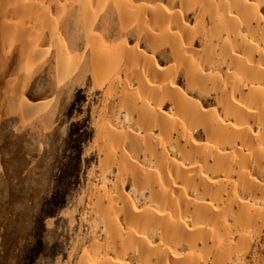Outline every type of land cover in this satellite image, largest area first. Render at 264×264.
<instances>
[{"label":"bare ground","instance_id":"1","mask_svg":"<svg viewBox=\"0 0 264 264\" xmlns=\"http://www.w3.org/2000/svg\"><path fill=\"white\" fill-rule=\"evenodd\" d=\"M70 1L78 6L76 35L83 24L80 38L92 48V73L110 92L122 88L119 100L137 115L120 127L98 126L101 175L107 180L114 174L115 181L112 189L107 182L92 186L80 200L88 236L74 245L71 263L230 264L249 252L264 227V0H167V6L140 7L124 0L122 8L117 0ZM192 12L198 15L194 26ZM61 14L55 0H0L1 110L20 88L21 115L28 121L38 113L39 106L23 98L28 86L21 77L30 65L49 60L45 42L55 49L57 71L73 58L53 30ZM104 14L105 21L111 14L114 31L110 21L104 24L108 33L100 28ZM28 16L31 29L24 24ZM96 23L106 38L124 40L115 53L106 47V33L93 38ZM131 36L146 42L153 56L131 49ZM112 58L128 69L125 79L110 75ZM2 133L0 127V148L9 143ZM84 242L90 251L81 254Z\"/></svg>","mask_w":264,"mask_h":264},{"label":"rangeland","instance_id":"2","mask_svg":"<svg viewBox=\"0 0 264 264\" xmlns=\"http://www.w3.org/2000/svg\"><path fill=\"white\" fill-rule=\"evenodd\" d=\"M69 1L55 0L62 14L58 17L60 21L57 22L58 28L54 27L55 29L53 30L57 31L56 35L60 39L61 45L67 46L69 52H72L71 57L73 56V58L68 57L67 59H70L67 61L64 59L65 62L63 61L62 67L65 69L61 68L57 71V68H55L56 60L53 57L55 52H51L53 48H50V43L46 40L47 42L42 48L47 53L49 52V60L47 58L46 63L30 65V70L27 71V74L25 72L23 74L24 78L20 75L21 80L26 82L28 90L30 89L29 91L24 90L26 95L23 98L27 99L26 101L33 102L36 106L38 105V113L28 121L21 115L19 102L17 101H21L20 98L22 97L18 93L22 91L20 88H17L16 94L15 92L12 93V96L15 94V98L11 97V94L9 95L8 100L12 98L15 101L9 100L6 105L8 108L5 107L4 110H1L2 107L0 106V113L3 114V116L0 115L2 134L9 135V143L5 147L2 146L0 148V195L6 200V202L3 201L5 204L2 203V205V199L0 198V209L2 211H0V218L4 217L0 221V227L2 226L0 228V264H72L70 257L74 245L77 241L83 240L82 238L88 236V226H82L81 224L80 218L83 213L81 209L83 211L84 207H81L80 200L89 193L92 186L100 188L106 185L107 182V188L112 189L115 181L114 174L109 176L107 180L106 178L103 179L101 175L102 168L99 166H101L100 162L104 156L100 152L101 147L104 145L98 137V126L104 123H111L114 124L113 126L117 125V127H120L124 123L125 125L126 123H134L137 118V115L135 114V117L120 101L123 89L120 88L121 91H118L119 89L115 90L117 93L119 92L118 94L115 91L110 92L108 84L104 82L105 80H98V76H95L94 72L92 73V62H90L92 59V54L90 55L92 48L91 46L88 47L87 43H84L85 40L82 37L80 38L81 35H84L82 33L85 32L83 29L80 31L84 27L82 26L83 24L80 30H77L81 34L76 35L78 26L74 21L78 18V6L76 3ZM132 1L136 2L139 7L150 3V5L155 4L156 6H162L161 4L168 5L167 0ZM26 2L28 3V0ZM68 2L71 4H67ZM117 3L119 8L123 6L124 0H117ZM66 4L69 11L64 10L67 8ZM71 7H74V9ZM105 14L98 18L97 22L99 21V24L100 19L102 17L105 18ZM110 15H106L107 21L102 18L103 24L102 26L100 24V28H107L108 26L105 27L104 24L108 21H110L108 22L109 24L112 23L113 27H115V22L109 18ZM196 15L194 12L189 14V22L193 26L198 19V15ZM27 19V21H24L25 27L31 29L29 26L31 22L30 16ZM91 24H87V27ZM99 24L96 23L93 26L94 34V31L91 30V32L93 31V38L96 35L98 36V34H105L106 32H103L105 30L108 33L107 29L102 31L99 28ZM150 25L154 26L151 22ZM113 27L110 24L108 29L114 31L116 28L113 30ZM154 30L158 32V26ZM107 33L104 35V39L108 35ZM114 37L117 39V36L113 34L112 38L110 36L106 38L107 40L105 39L106 42L104 41L107 45L106 47L110 45L113 50L115 49L113 53L117 51L116 47L119 49V45L122 41L124 42V40L119 38L118 40L121 41L115 40L114 42ZM73 38L74 40H72ZM104 39L99 38L98 43ZM110 39L113 42H110ZM75 41L79 43L77 42L78 44H76ZM84 44L88 47L86 48L88 53ZM127 45L131 49L136 47L135 50H139L140 54L147 57L153 56L146 42H142L139 45L136 38L132 36ZM110 46L107 49H110ZM49 48L50 50H48ZM81 50L83 51L81 52ZM74 51L78 53L79 59ZM107 52L109 51L107 50ZM84 54L89 55L83 57ZM110 55L112 57L111 53ZM110 55H108V58H111ZM114 55L113 58L117 62ZM113 58L110 60L111 63L112 61L115 62ZM116 62L112 63V67L110 66L111 63L108 62V64L110 63L108 71L113 70L110 72L112 74H109L116 75V72H118L120 74L117 75L125 79L128 69L124 68L125 65L123 66L121 63H117V65ZM29 71L30 74L28 73ZM98 81H102V84ZM10 101L11 104H9ZM15 108L18 109L16 110ZM165 112L168 113V109ZM23 120L30 125L24 126L25 124H22ZM11 123L14 125H11ZM21 126H24L23 129ZM34 130L38 131V134ZM20 136H24V138ZM38 139L39 141L36 142ZM32 142L34 145H32ZM29 143L32 144L30 145ZM2 144L3 141L1 142ZM88 246L89 243L84 242L79 250L80 253L82 254L83 250L90 251ZM237 256L233 258V262L230 264H237L238 262L240 264H243L242 262L245 264H264V227L260 239H254L252 249L249 252H241ZM239 257L242 261L239 260Z\"/></svg>","mask_w":264,"mask_h":264}]
</instances>
